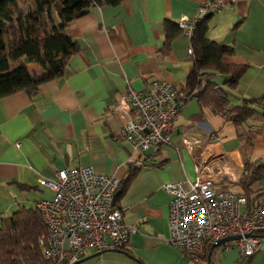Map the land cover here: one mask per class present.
<instances>
[{
	"label": "crops",
	"instance_id": "crops-1",
	"mask_svg": "<svg viewBox=\"0 0 264 264\" xmlns=\"http://www.w3.org/2000/svg\"><path fill=\"white\" fill-rule=\"evenodd\" d=\"M14 1L31 11L35 7L34 0ZM207 1L221 7L206 17V36L233 47L222 62L248 67L235 87L223 83L227 75L214 71L200 76V86L216 84L232 105L264 96V0H118L93 6L65 28L76 50L58 77L40 83L31 94L19 90L0 97V220L47 198L41 191L52 192L37 180L53 177L57 169L88 165L122 180L135 166L114 202L134 231L122 249L80 264H264V250L245 258L236 246L221 244L208 246L198 263H190L166 241L171 195L162 188L170 181H192L194 165L206 160L214 166L209 173L215 185L243 193L239 180L246 163L264 160L260 112L236 127L189 96L172 120L169 143L158 145L153 154L148 149L136 156L118 134L124 117L113 104L127 88L142 90L154 80H164L181 95L187 93L184 82L192 66L186 52L188 36L180 32L162 51L163 27L165 21L193 18ZM60 9L59 2L51 4L47 24L59 23ZM25 66L29 74L42 71L34 62ZM256 109L260 111L259 105ZM209 131L217 140L205 135ZM184 132L197 140L189 152L180 141ZM253 188L257 191L248 198L251 201L264 192V177Z\"/></svg>",
	"mask_w": 264,
	"mask_h": 264
},
{
	"label": "built area",
	"instance_id": "built-area-1",
	"mask_svg": "<svg viewBox=\"0 0 264 264\" xmlns=\"http://www.w3.org/2000/svg\"><path fill=\"white\" fill-rule=\"evenodd\" d=\"M220 7L217 2L207 1L198 7L196 16L179 19L177 26L189 36L197 20ZM186 52L191 60L189 46ZM181 106L175 88L164 80H154L142 90L127 88L113 104V109L124 117L118 134L136 156L148 149L153 154L158 145L169 143L172 120ZM205 135L217 140L211 131ZM180 141L188 152L197 142L185 132L180 134ZM134 163L142 165L138 160ZM212 170L214 166L202 160L194 165L192 181L162 185L171 195L166 212L167 243L181 250L189 262L199 261L208 246L227 237L230 239L217 244L236 246L241 257L263 251L264 192L251 201L244 194L215 185L209 173ZM37 182L52 192L49 198L33 201L43 227L36 243L50 264H72L86 252L122 249L134 231L114 205L117 177L79 165L57 169L53 177Z\"/></svg>",
	"mask_w": 264,
	"mask_h": 264
},
{
	"label": "trees",
	"instance_id": "trees-1",
	"mask_svg": "<svg viewBox=\"0 0 264 264\" xmlns=\"http://www.w3.org/2000/svg\"><path fill=\"white\" fill-rule=\"evenodd\" d=\"M56 1L59 2L61 9L58 13L59 23L53 26L46 23L45 17L51 4ZM117 1L34 0L33 11L27 10L23 14L18 9L13 15L11 9L15 7L16 2L0 0V97L19 90L31 94L40 83L58 77L67 57L76 50V43L65 33L67 24L88 12L93 6ZM21 18L25 22L20 26ZM29 19L34 20L35 25L31 24ZM206 20L207 18L197 20L188 36L189 47L193 53L192 66L184 82V90L187 93L181 95L175 89L177 101L183 102L189 95L194 96L198 104L210 107L223 118L231 120L236 127L243 126L256 112H260L264 117V96L260 99H244L240 104L232 105L225 90L216 84L205 83L200 86V76L207 71H214L227 75L229 78L223 83L230 88L235 87L248 67L246 64L222 62V57L231 54L233 47L209 39L206 36ZM163 29L164 38L160 50L166 51L169 41L183 31L177 23L167 21ZM16 60H19L18 64L10 67V62ZM29 62L36 63L42 71L39 74H29L25 66ZM258 105L260 111L256 109ZM135 170V166L128 168L125 177L119 180L118 193L125 189ZM263 177L264 160L246 163L239 180L243 191L240 194L248 198L253 196L257 191L253 185ZM118 196V194L114 196V202ZM41 231V217L33 205L29 208L20 207L8 217L2 218L0 264H50L43 258L42 250L36 243Z\"/></svg>",
	"mask_w": 264,
	"mask_h": 264
},
{
	"label": "rangeland",
	"instance_id": "rangeland-1",
	"mask_svg": "<svg viewBox=\"0 0 264 264\" xmlns=\"http://www.w3.org/2000/svg\"><path fill=\"white\" fill-rule=\"evenodd\" d=\"M21 2L22 3H26V1H24V0H21ZM18 9L21 10L23 14H25L26 11H27V9L29 10V7L27 5H25V4L24 5L23 4H20V2L19 3H16L15 4V7H13V9H11L13 11V15L16 14V12H17ZM29 21L33 25H35V23H36L34 20H31V19H29ZM24 22L25 21L21 18L20 19V24L18 22L17 23L21 26ZM5 40L7 41V36L6 35H5ZM16 64H18V60L11 61L10 62V67L15 66ZM41 192H42L41 193L42 194L41 197H47L48 198V197H51V195H52V193L50 194L49 192H46L45 190L44 191L42 190Z\"/></svg>",
	"mask_w": 264,
	"mask_h": 264
},
{
	"label": "water",
	"instance_id": "water-1",
	"mask_svg": "<svg viewBox=\"0 0 264 264\" xmlns=\"http://www.w3.org/2000/svg\"><path fill=\"white\" fill-rule=\"evenodd\" d=\"M208 15H210V13H205V14L203 15V18H206ZM117 193H118V190H116V191L114 192V195L116 196ZM236 238H237V237H236ZM229 239H230V237L223 238V239L218 240L217 243L222 242V241H226V240H229ZM217 243H216V244H217ZM106 251H117V249H116V250H102V251H98V252H92V253H90V254H87V255H85V256H82L81 258H79L78 260H76L75 262H73L72 264H80L82 261H84V260H86V259H89V258H91V257H93V256L99 255V254H101V253H103V252H106Z\"/></svg>",
	"mask_w": 264,
	"mask_h": 264
},
{
	"label": "bare ground",
	"instance_id": "bare-ground-1",
	"mask_svg": "<svg viewBox=\"0 0 264 264\" xmlns=\"http://www.w3.org/2000/svg\"><path fill=\"white\" fill-rule=\"evenodd\" d=\"M256 255V254H255Z\"/></svg>",
	"mask_w": 264,
	"mask_h": 264
}]
</instances>
